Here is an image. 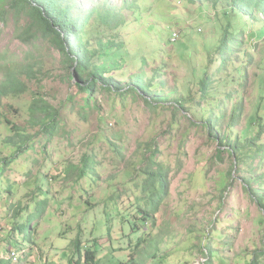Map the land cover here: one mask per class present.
<instances>
[{
	"label": "rangeland",
	"instance_id": "374dc122",
	"mask_svg": "<svg viewBox=\"0 0 264 264\" xmlns=\"http://www.w3.org/2000/svg\"><path fill=\"white\" fill-rule=\"evenodd\" d=\"M78 1L85 31L124 43L125 66L116 45L93 58L123 94L80 89L89 76L0 1V264H69L78 246L80 264H264V211L246 190L264 195V18L233 23L224 0Z\"/></svg>",
	"mask_w": 264,
	"mask_h": 264
},
{
	"label": "trees",
	"instance_id": "16d2710c",
	"mask_svg": "<svg viewBox=\"0 0 264 264\" xmlns=\"http://www.w3.org/2000/svg\"><path fill=\"white\" fill-rule=\"evenodd\" d=\"M0 1L6 2L7 0ZM212 1L213 3H216L219 0ZM222 2H226L227 5H229L230 12L239 16V19H234L233 23H239L243 24L245 27H250L254 24V21L258 20V18H256L257 14L258 16L260 15L264 18V0H224ZM9 4L13 7H21L25 9L33 19L32 23L34 25H38L41 29L52 36L56 45L60 48V51L65 55L67 61L73 65L76 75L81 79V81L84 75L87 74L89 76L87 84H78L80 89L91 92L100 82L103 88H107L108 90L121 94L125 93V90H123L124 86L122 85L123 82L121 83L120 81L115 80L113 76L106 75L108 72L107 63L100 64L96 63L95 60L93 61L94 56H100V58L111 57L112 50L114 49L116 43L113 40H107L104 42L101 41L99 37H94L93 35H95V33L92 30L93 27H87V30H84V25L87 19L83 14L75 11L78 9L80 4L78 0H9ZM88 10L93 11V8H88ZM230 12L228 13V17L231 14ZM99 18L101 21L99 25H105L107 19L102 14H100ZM262 22L264 23V19ZM111 29H113V27H111ZM83 35H86V37L89 38V42L91 43L90 46H86V42L83 40ZM221 38H223L222 43L218 45L219 47L215 46V48L218 47V53L223 54V49L228 48L227 33L224 32ZM95 41L99 45V48L101 47V50H96L93 47V42ZM116 47L117 50L114 51L115 56L113 55L114 62L119 56V58L122 59V66H125L129 62V57L127 55L125 56V52L123 51L124 43H119ZM260 63H262L261 68L264 69V50L261 54ZM5 83V89H12L16 92V90L20 88V86H16V81L13 78L7 79ZM201 86H203L202 89L204 90V81H202ZM145 89L147 88L144 84L139 85V83H135L130 91L139 93L141 91H145ZM146 91L148 92V90ZM146 91L145 93H147ZM144 98L149 102L154 100L153 97ZM259 100L262 102L263 98L261 97ZM40 109L46 112V116L50 118L51 113L49 112V108L45 102L44 104L35 102V104L31 107L33 113L38 110L40 111ZM48 119L44 120V125H48L49 120L51 123L54 122L53 119ZM223 142L227 143L229 151L232 155H235L237 162L239 164L244 163V158L247 156L244 152L247 150H241L240 141L238 140L237 142L231 143L232 141H229L226 138ZM219 151L220 150H218V152ZM159 181L161 188L165 191L167 187L166 175L160 174ZM247 186H249L246 188L247 192L252 195L251 197L256 196L255 199H257L259 207L264 211V195H258L255 191L256 189L254 190L249 182ZM23 249L26 250L24 247ZM8 251L11 252V248H9ZM77 251L81 258V247L78 246ZM85 251L86 260H93L95 258L96 255L94 254V251H90L89 249H86ZM80 258L77 261L71 258L69 264H80Z\"/></svg>",
	"mask_w": 264,
	"mask_h": 264
},
{
	"label": "built area",
	"instance_id": "2783aa9c",
	"mask_svg": "<svg viewBox=\"0 0 264 264\" xmlns=\"http://www.w3.org/2000/svg\"><path fill=\"white\" fill-rule=\"evenodd\" d=\"M176 39H177V33L176 31H174L171 34V40L175 41ZM22 254H23V250H22ZM18 259H19V253L17 251H11L9 255V260H11L12 262H17Z\"/></svg>",
	"mask_w": 264,
	"mask_h": 264
},
{
	"label": "clouds",
	"instance_id": "9594fccd",
	"mask_svg": "<svg viewBox=\"0 0 264 264\" xmlns=\"http://www.w3.org/2000/svg\"><path fill=\"white\" fill-rule=\"evenodd\" d=\"M11 253V252H10Z\"/></svg>",
	"mask_w": 264,
	"mask_h": 264
}]
</instances>
